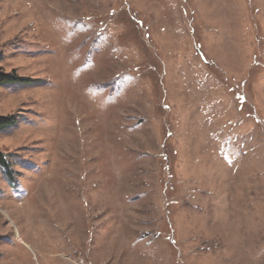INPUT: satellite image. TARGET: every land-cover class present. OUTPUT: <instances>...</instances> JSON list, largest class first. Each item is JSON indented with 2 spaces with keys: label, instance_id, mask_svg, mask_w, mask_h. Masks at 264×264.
Masks as SVG:
<instances>
[{
  "label": "rangeland",
  "instance_id": "obj_1",
  "mask_svg": "<svg viewBox=\"0 0 264 264\" xmlns=\"http://www.w3.org/2000/svg\"><path fill=\"white\" fill-rule=\"evenodd\" d=\"M0 264H264V0H0Z\"/></svg>",
  "mask_w": 264,
  "mask_h": 264
},
{
  "label": "trees",
  "instance_id": "obj_2",
  "mask_svg": "<svg viewBox=\"0 0 264 264\" xmlns=\"http://www.w3.org/2000/svg\"><path fill=\"white\" fill-rule=\"evenodd\" d=\"M34 82L18 77L15 73H5L0 70V87L1 86H15V85H31ZM17 125V118L14 116L10 117H0V133L3 131L13 128ZM0 169L4 170L5 175L9 181L14 183V179L12 176L11 166L7 161L6 157L0 153Z\"/></svg>",
  "mask_w": 264,
  "mask_h": 264
}]
</instances>
